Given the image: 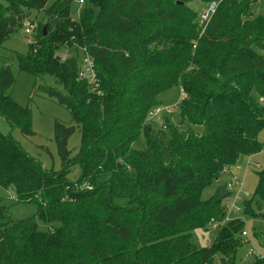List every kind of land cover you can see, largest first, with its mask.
Instances as JSON below:
<instances>
[{
  "label": "trees",
  "instance_id": "1",
  "mask_svg": "<svg viewBox=\"0 0 264 264\" xmlns=\"http://www.w3.org/2000/svg\"><path fill=\"white\" fill-rule=\"evenodd\" d=\"M47 1L0 0V46L31 10L46 19L27 54L0 65V116L33 134L29 108L10 95L15 75L8 62H15L61 88L42 91L69 111L80 146L72 155L67 141L75 128L55 121L60 170L53 172L0 133V188L12 189L14 204L36 205L33 216L19 220L1 204L0 264H213L216 254L221 264H235L247 244L243 222L225 223L207 247L192 232L224 219L223 199L217 193L202 201L204 189L239 155L264 149V0L257 15L258 0H201L217 3L202 28L187 5L192 0H85L76 20L72 0L45 9ZM62 50L70 54L61 57ZM84 57L93 64V83L78 77ZM173 87L183 93L178 123L165 114L164 130L156 132L148 112ZM140 134L146 148L132 150ZM74 165L80 173L72 182ZM256 177L260 209L264 167ZM245 210L257 216L249 204ZM38 222L50 227L41 231ZM255 236L264 247V233Z\"/></svg>",
  "mask_w": 264,
  "mask_h": 264
},
{
  "label": "rangeland",
  "instance_id": "2",
  "mask_svg": "<svg viewBox=\"0 0 264 264\" xmlns=\"http://www.w3.org/2000/svg\"><path fill=\"white\" fill-rule=\"evenodd\" d=\"M56 0H48L45 9L49 8ZM85 2V0H83ZM215 2V1H214ZM261 1L254 6V15L261 13ZM211 3V2H210ZM85 4V3H84ZM84 4L80 6L77 0H72L69 16L71 19H78L79 13ZM209 4V3H208ZM207 4V5H208ZM196 14H200L207 5L201 2V0H192L187 4ZM198 19V25L202 28L203 22ZM28 23L33 26V30L30 34H26L24 31V23ZM46 23V19L43 15V11L31 10L21 23L19 28L2 46H0V65L3 61L11 58L12 54L26 55L29 51V41L37 33L39 24ZM203 25V26H202ZM65 50V49H63ZM60 51L61 57H67L69 51ZM260 53L264 54V50L258 49ZM10 68L15 75V84L11 89L12 100L21 107H28L31 113V130L32 135H23L19 129H11L8 123L0 116V133L3 135H9V137L17 142L24 153L37 162H40L42 166L48 170L57 172L60 170V160L57 151V146L54 141V123L60 122L65 126H74V132L67 141V149L74 155L80 146V131L79 127L72 121L69 111L61 106L55 99L48 97L42 90L44 87L53 86L57 90L61 89L54 83V80L49 76H43L34 78L32 75L18 70L16 63L8 62ZM92 63V62H91ZM93 67V64H92ZM93 78L88 75L78 77L87 81V83L95 82L94 67L92 69ZM93 81V82H91ZM183 97V93L179 87H173L158 96L159 106H166L169 108L171 114H169L170 123H178V110L176 105ZM162 124V123H161ZM153 126L156 132L163 131L162 125ZM196 133L201 134L202 127L196 126ZM146 148L145 140L142 134L132 143L131 149L135 151H142ZM264 167V149L252 154H241L234 161L228 169L222 173L219 178L213 180L209 186H207L202 192L200 199L205 201L210 197L218 193V189L223 185H228L233 180L237 182L235 186L227 188L229 195L223 199L222 204L225 206V215L229 218L228 222L239 220L243 222L241 231L247 233L246 245H242L238 253L236 254L235 264H242L248 261L250 258L246 257V253L249 250L260 253L264 257V247L262 246V239H258L255 233L260 231L264 233V218L259 217L264 214V204L260 205V209L257 207L258 198L254 195V191L257 185L256 172ZM79 168L74 165L70 169L68 178L70 181L75 182L79 177ZM108 176L103 175L102 179H106ZM235 206L239 208V212L230 211L229 206L233 203L235 197ZM15 195L11 188H0V198H2L1 204L8 207V213L14 219H25L33 216L36 213L35 204H14ZM115 204L125 206L126 201L123 199H116ZM249 204L250 209L257 215L256 217H250L245 210V205ZM228 210V215H227ZM223 219V221H224ZM213 221V220H212ZM223 221L215 224L209 222L203 228H198L192 232L193 241L200 247H207L214 240L219 228L225 223ZM50 227L42 222H38V229L45 231ZM261 236V234H259ZM213 264H221L220 256L216 254L213 259Z\"/></svg>",
  "mask_w": 264,
  "mask_h": 264
},
{
  "label": "built area",
  "instance_id": "3",
  "mask_svg": "<svg viewBox=\"0 0 264 264\" xmlns=\"http://www.w3.org/2000/svg\"><path fill=\"white\" fill-rule=\"evenodd\" d=\"M77 2H78V4H80V6H82L84 4L83 0H77ZM216 7H217V3L216 2H211L205 7L204 10L201 11V13L199 14V20L201 22H203L204 25L207 22H209L210 18L212 17V15L214 14V12L216 10ZM24 27H25L24 31H25L26 34H30L31 31L33 30V26L28 24V23H26V22L24 23ZM92 69H93V67H92L91 61L88 58L84 57L83 60H82V67H81V70L79 71V75L80 76L88 75V77L92 76L90 78H93L94 76H93V73H92ZM91 82H93V81H91ZM165 114H171L169 108H167L166 106H156V107L152 108L148 112V121L150 123L155 124V125H160L162 123L163 115H165ZM236 184L237 183H235L234 180H233L228 185H226V189L230 188L232 186H235ZM236 198H238V197L236 196L234 201H233V203L229 206V210L230 211L239 212V208L235 206ZM225 206H227V202H226ZM227 215H228V210H227ZM228 221H229V218L226 217L224 219L223 223H227ZM211 222H214V221H211ZM215 224H217V223H215ZM240 237L242 239H244L245 242L248 243V241H247V233L245 231H242L240 233ZM246 257L247 258L256 257L259 260H263L264 261V257L260 253L255 252L253 250H249L246 253Z\"/></svg>",
  "mask_w": 264,
  "mask_h": 264
},
{
  "label": "water",
  "instance_id": "4",
  "mask_svg": "<svg viewBox=\"0 0 264 264\" xmlns=\"http://www.w3.org/2000/svg\"><path fill=\"white\" fill-rule=\"evenodd\" d=\"M44 30H45V28H44ZM228 194L229 193L227 192L226 185L221 186L219 191H218V197L221 199H224L225 197L228 196Z\"/></svg>",
  "mask_w": 264,
  "mask_h": 264
}]
</instances>
